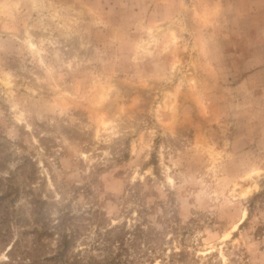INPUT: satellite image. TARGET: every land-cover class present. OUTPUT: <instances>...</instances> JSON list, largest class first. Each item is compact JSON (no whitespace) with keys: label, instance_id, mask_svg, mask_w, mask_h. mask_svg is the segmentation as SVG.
Listing matches in <instances>:
<instances>
[{"label":"rangeland","instance_id":"rangeland-1","mask_svg":"<svg viewBox=\"0 0 264 264\" xmlns=\"http://www.w3.org/2000/svg\"><path fill=\"white\" fill-rule=\"evenodd\" d=\"M35 249L264 264V0H0V264Z\"/></svg>","mask_w":264,"mask_h":264},{"label":"trees","instance_id":"trees-1","mask_svg":"<svg viewBox=\"0 0 264 264\" xmlns=\"http://www.w3.org/2000/svg\"><path fill=\"white\" fill-rule=\"evenodd\" d=\"M41 234H38V236H40ZM2 237H1V242H7V236L4 234V235H1ZM62 243H63V245L64 244H67V241H66V236H63L62 237ZM13 247H14V245H12ZM13 250V248H11L10 249V251L9 252H11ZM35 252V254H33V252H30V253H28L29 255H32L31 257H33L32 258V261L30 260V264H36V260H38L40 257H41V254H42V252L40 251V249H35L34 250ZM59 253V252H58ZM58 253H57V255L56 256H53L51 259H45V261H48V260H52L53 258H55V257H57L58 256ZM59 256H61V253H59ZM30 259V258H29ZM14 262L15 261H13V262H10V263H8V264H14ZM24 262V259H21L20 260V262L19 263H21V264H24L23 263Z\"/></svg>","mask_w":264,"mask_h":264}]
</instances>
